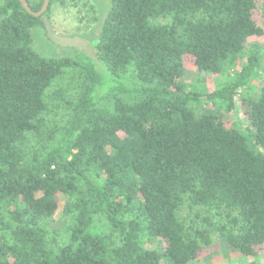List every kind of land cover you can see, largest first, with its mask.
Masks as SVG:
<instances>
[{"label": "trees", "instance_id": "1", "mask_svg": "<svg viewBox=\"0 0 264 264\" xmlns=\"http://www.w3.org/2000/svg\"><path fill=\"white\" fill-rule=\"evenodd\" d=\"M76 1L96 20L89 0H51L45 13ZM29 2L38 11L44 0ZM257 8L258 0H111L97 44L102 71L80 52L38 53L43 16L0 0V264H192L212 238L182 221L185 204L226 212L214 228L232 250H260L264 52L247 48L264 35ZM186 55L199 73L225 77L206 99L228 110L260 78L242 100L253 128L192 106L202 96L182 81ZM74 73L73 93L51 91ZM58 106L67 112L53 115Z\"/></svg>", "mask_w": 264, "mask_h": 264}, {"label": "rangeland", "instance_id": "2", "mask_svg": "<svg viewBox=\"0 0 264 264\" xmlns=\"http://www.w3.org/2000/svg\"><path fill=\"white\" fill-rule=\"evenodd\" d=\"M37 1V0H32ZM96 10V20H91L80 4L76 1L65 6H54L52 10L43 15L44 26L37 27L33 31L34 48L41 55L49 58L77 57V52L90 57L98 65L100 70H104L97 59V44L101 32L102 23L111 8V0H89ZM255 18L264 27V0H258V8L255 11ZM156 22L166 23L168 18H159ZM264 52V35L251 37L247 42V48L251 51L255 46ZM187 68L190 70L186 79L182 80L187 84V89L196 90L202 96L199 103H192L198 112L204 110H217L221 112L223 119L230 125H235L240 129L252 127L246 118V106L243 98H249L258 92L260 78L257 76L247 88L241 89L236 99V106L233 110L222 107V101H209L206 99L208 93L220 88L225 81V77L220 74L199 73L195 67V58L192 55L185 56ZM243 62H241L242 64ZM264 65V62H263ZM64 76L55 81L51 91L58 92L60 87H70L71 93L77 88L80 75L72 74L68 80ZM74 77V78H73ZM108 77L106 76V81ZM54 92V93H55ZM68 96V94H65ZM64 97V96H63ZM60 105L61 102H58ZM222 107V108H221ZM67 112V108L60 106L54 108L53 115L62 116ZM257 149V148H256ZM185 223H192L200 228L209 231L212 243L205 247L203 258L192 264H255L264 262V246L251 255L241 254L230 248L227 239L214 228L217 222L225 221L226 212L209 211L204 207H190L185 204L178 213ZM160 240V239H159ZM155 244V247L163 249V243ZM160 264H175L171 259L165 257Z\"/></svg>", "mask_w": 264, "mask_h": 264}, {"label": "water", "instance_id": "3", "mask_svg": "<svg viewBox=\"0 0 264 264\" xmlns=\"http://www.w3.org/2000/svg\"><path fill=\"white\" fill-rule=\"evenodd\" d=\"M20 2L22 3V5L24 6V8L31 13L32 15L36 16V17H40L43 16L44 13L48 10L51 0H44L43 5L41 7L40 10L35 11L32 9L31 4L29 2V0H20Z\"/></svg>", "mask_w": 264, "mask_h": 264}]
</instances>
